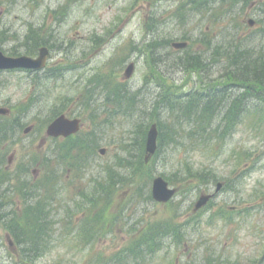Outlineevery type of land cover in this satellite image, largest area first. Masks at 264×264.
I'll list each match as a JSON object with an SVG mask.
<instances>
[{
  "label": "rangeland",
  "instance_id": "obj_1",
  "mask_svg": "<svg viewBox=\"0 0 264 264\" xmlns=\"http://www.w3.org/2000/svg\"><path fill=\"white\" fill-rule=\"evenodd\" d=\"M13 1L0 0L2 49L8 53H24L22 43L30 26L40 38L61 26L54 39L63 43L64 48L53 51L48 62V70L59 68L60 78H47L43 82L39 79L36 83L26 72H0V110H3L0 120H13L19 124L15 136L0 147V156H5L4 164L0 166L11 181L6 188H9L7 191L16 210L11 213V218L6 219L22 221L26 192L21 191V186H40L55 171L57 181L53 179V183L46 185L58 190L56 195H49L48 200L53 213L51 220L59 228L52 247L31 260L25 258L20 247L7 238L9 229L3 219L0 221V264H95L90 262L92 257L101 253L109 257L134 241L144 227L172 218L179 224L185 223L180 232L185 240L166 241L164 252L150 264H264V164L249 169L243 177L241 171L252 158L248 159V153L238 155L234 150L235 147L243 148L240 145L253 153L256 148L259 151L264 149V120L253 127L255 114L239 126V131L226 147L222 146V151L213 148L214 145L205 147L204 151L182 146L174 150L163 147L157 159L143 166L137 181L128 182L121 190L117 188L107 202L103 201L108 204L104 207L85 195L96 188L104 169L115 160L126 127L116 122L106 126L98 138L96 153L87 159L85 165L66 157L63 143L67 140L58 137V146L54 147L57 139L48 135L49 126L62 110L68 107L67 111H79L85 104L84 91L99 92L100 85L97 83V88L87 80L95 77L100 83L113 75L115 80H123L127 67L125 60L131 55L135 67L134 76L125 78L130 81L128 83L147 84L148 65H153V76L163 77L160 68L165 69V66L158 63L157 58L156 61L152 58L148 52L149 43L161 38L168 50H175L173 43L187 41L192 45L185 53L188 57L196 55L202 48L205 34L210 32L213 17L206 12L192 13L190 0H79L60 13L53 9L69 3V0H16L17 5H11ZM260 2L264 4V0H253V3ZM216 9L224 11L219 4ZM248 10L245 8L243 13L234 15L242 22L240 35L257 33L259 28H252L249 24L254 16L260 20L255 25L264 26V12L261 14L255 10L254 15L247 16ZM71 17L73 19L67 23L66 18ZM221 17L223 22L232 20L231 14H222ZM213 27L219 31L217 26ZM4 28L10 31H2ZM230 33L229 27L223 24L215 40L220 47L228 42ZM7 36L9 41L5 40ZM166 38L171 40L169 45L164 40ZM252 41L251 44H264V36L252 37ZM217 58L219 63L207 74L211 78H219L228 69L226 60L223 63L220 56ZM170 63L172 66L176 63V68L178 58L171 57ZM173 70L169 69L170 74H166L169 77H164L169 79L164 82L175 88L178 84L180 87L195 86L193 80L198 79L197 74L202 77V73L194 68L186 73ZM98 108L102 114V109H106L103 105ZM95 125L96 121L85 111L81 121L82 133H90ZM55 149L59 150L58 154L53 153ZM101 149H105L102 154ZM70 154L78 156L77 150H71ZM77 170L81 171L80 174ZM201 170L214 175L213 183H208L210 192H216L217 183H221V187L213 200L207 199L204 209L196 210L195 204L200 194L205 193L203 185L207 183L195 177V173ZM161 172L172 173V180L180 181L176 184L178 193L173 200L147 201L144 195L140 197L134 192L140 180L144 179L148 184L149 174L155 176ZM151 180L147 186L150 190ZM46 188L38 189V194L46 193ZM47 196L46 193L39 199L45 200ZM82 223L92 225L88 241L79 234ZM9 241L14 243L13 246ZM169 244L172 245L168 248Z\"/></svg>",
  "mask_w": 264,
  "mask_h": 264
},
{
  "label": "trees",
  "instance_id": "obj_2",
  "mask_svg": "<svg viewBox=\"0 0 264 264\" xmlns=\"http://www.w3.org/2000/svg\"><path fill=\"white\" fill-rule=\"evenodd\" d=\"M78 1L69 0V3H64L62 7L59 5L61 8H58L57 11H62V8H68L70 4ZM198 2L199 0L192 1V6H196ZM27 38L30 39L28 43L31 45L30 48L27 45L26 51L29 53L34 52L37 46L51 42L48 37L39 38L38 33L33 28L28 32ZM211 38L214 37L207 40L208 45L212 43ZM247 44L248 39L235 44L226 42L222 47H220V43L216 44L218 50L223 51L224 58L230 61L228 69L219 76L223 88H213L212 86L215 84L212 85L207 82L208 86L212 85L207 91H193L188 96L182 95L180 98L175 92H165L157 101V111L153 113L151 109L141 116V118L146 119V122L140 119L131 121V125L134 126H130L132 131L127 130L126 135L122 138L120 145L122 148L115 157L116 161H112V164L104 169L105 173L101 180L96 188L90 192L91 198L97 201L96 204L101 203V206H107L106 202L109 200V196H112L117 188L119 190L127 186L128 182L132 184V182L137 181L140 170L148 163L145 160V144L147 132L151 125L147 122L151 120L158 122L160 149L162 146L181 144L180 139L183 136L189 140L190 147L200 148L208 147L215 141L224 143L233 136L244 117L248 116L252 109H255L247 106L253 101H256L255 104L264 102V48L255 51L253 48L243 49ZM203 53L190 55L189 59L182 55L180 56V63L190 68H196L202 73V78L206 79L210 78L207 76L210 71V64L204 58L202 59ZM229 87H238L240 91L234 93L232 90H228ZM116 95H119V92H116ZM127 97L134 100L135 94H128ZM125 104L129 106V103L124 100L118 107L121 108ZM161 111L167 112V114L162 116ZM116 114L114 118H109L107 121H111V124H113L112 121L117 122L118 112ZM103 124L96 125L88 134L79 133L72 137L74 140L71 141L74 142L69 147H78L80 149L79 155L83 161H87V155H93L96 152L98 138L104 130ZM11 132L10 123L0 120V144L7 139ZM160 149L154 155V160L160 154ZM171 174L164 173L163 175L171 183H179L178 180H172ZM149 176L152 179V173ZM195 177L202 178L203 181L206 178L204 182H210L214 179L213 173L209 171L207 173L198 171L195 173ZM148 184L144 179L140 180L134 191L140 197L144 195L146 198L144 200H152L150 188L147 189ZM132 196L134 197L133 194ZM38 202L31 205V208H38ZM170 228H173L171 222H155L145 227L142 232L139 231L138 237L126 247L109 257L103 256L102 253L98 254L92 257L90 262H96L95 264H146L149 255L164 247V241L169 235ZM12 229H19V226L12 227ZM39 245L40 243L34 239L25 245V249L33 252Z\"/></svg>",
  "mask_w": 264,
  "mask_h": 264
},
{
  "label": "water",
  "instance_id": "obj_3",
  "mask_svg": "<svg viewBox=\"0 0 264 264\" xmlns=\"http://www.w3.org/2000/svg\"><path fill=\"white\" fill-rule=\"evenodd\" d=\"M47 49L44 48L41 51V54L38 58H31L27 56H21L17 58L5 56L0 51V69L6 68H42L45 66L46 57H47ZM79 128V121H69L63 117L57 118L49 127L48 133L51 135H68L70 133L76 132ZM156 137L157 131L156 128L153 127L150 131L147 147L148 150L154 152L156 148ZM173 189H169L168 183L162 178L159 177L154 180L153 185V196L156 200L166 201L173 194Z\"/></svg>",
  "mask_w": 264,
  "mask_h": 264
}]
</instances>
